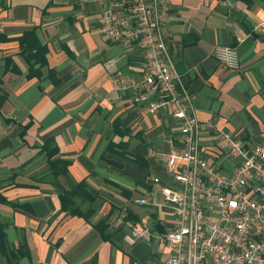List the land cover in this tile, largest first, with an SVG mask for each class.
I'll list each match as a JSON object with an SVG mask.
<instances>
[{
    "label": "crops",
    "instance_id": "0c3cea01",
    "mask_svg": "<svg viewBox=\"0 0 264 264\" xmlns=\"http://www.w3.org/2000/svg\"><path fill=\"white\" fill-rule=\"evenodd\" d=\"M231 1L227 8L212 0H170L164 39L196 118L213 125L199 138L215 154L205 158L223 170L231 165L221 157L215 130L264 141V0ZM99 10L97 0H0V34L9 38L0 42V226L16 255L10 264L165 262L162 236L172 215L159 192L145 205L134 199L150 189V176L170 184L147 152L167 151L178 133L166 112L141 114L131 89L118 86L117 75L140 78L141 56L136 46L124 49L100 33ZM31 27L46 46L38 78H25L15 40ZM215 45L235 47L238 68L221 65L212 55ZM44 141L69 162L74 181L96 191L87 220L60 210L38 148ZM101 219L107 240L94 228ZM132 224L146 234L133 237ZM0 264H8L1 253Z\"/></svg>",
    "mask_w": 264,
    "mask_h": 264
},
{
    "label": "built area",
    "instance_id": "2783aa9c",
    "mask_svg": "<svg viewBox=\"0 0 264 264\" xmlns=\"http://www.w3.org/2000/svg\"><path fill=\"white\" fill-rule=\"evenodd\" d=\"M97 1L100 33L124 49L136 46L141 56L140 78L117 75L118 86L131 89L130 101L141 114L166 112L178 133L177 143L168 139L167 151L147 152L163 165L170 184L150 176V189L134 199L145 205L159 192L172 215L162 236L164 264H264V141L252 144L239 133L215 130L231 169L209 162L206 155L215 154L202 148L199 138L213 132V125L196 118L193 97L175 74L164 42L170 0ZM212 1L232 6L231 0ZM212 55L228 69L239 66L233 46L215 45ZM142 227L132 224V236L145 235Z\"/></svg>",
    "mask_w": 264,
    "mask_h": 264
},
{
    "label": "trees",
    "instance_id": "16d2710c",
    "mask_svg": "<svg viewBox=\"0 0 264 264\" xmlns=\"http://www.w3.org/2000/svg\"><path fill=\"white\" fill-rule=\"evenodd\" d=\"M6 40H9V38L0 34V42ZM15 40L17 41L18 54L26 65L25 78H38L41 68L47 65L46 46L39 43L34 27L22 32ZM5 60L9 61L8 58ZM47 76L51 82L56 83L52 69H48ZM2 100L3 96L0 95V102ZM38 148L39 152L43 154L45 169L49 177L48 182L56 191L60 210L70 216H77L87 220L93 213L92 202L97 196L96 191L91 189L85 180L74 181L70 177L67 169L69 162L57 156V149L51 141L42 142L38 145ZM135 159L143 162L141 157H135ZM59 178H62L63 183L59 181ZM94 228L102 240L108 239L105 219L97 221L94 224ZM0 253L6 258L8 264L16 259V255L7 247L5 234L1 226ZM18 254L26 255V251L21 252L20 250Z\"/></svg>",
    "mask_w": 264,
    "mask_h": 264
}]
</instances>
